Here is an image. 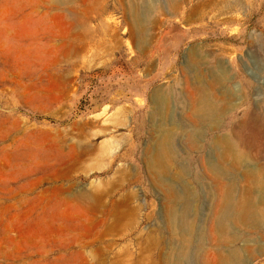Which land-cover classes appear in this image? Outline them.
<instances>
[{
	"label": "rangeland",
	"instance_id": "374dc122",
	"mask_svg": "<svg viewBox=\"0 0 264 264\" xmlns=\"http://www.w3.org/2000/svg\"><path fill=\"white\" fill-rule=\"evenodd\" d=\"M131 2L0 0V264H170L186 245L185 264H264V225L223 242L213 221L220 180L264 179V0Z\"/></svg>",
	"mask_w": 264,
	"mask_h": 264
},
{
	"label": "bare ground",
	"instance_id": "6f19581e",
	"mask_svg": "<svg viewBox=\"0 0 264 264\" xmlns=\"http://www.w3.org/2000/svg\"><path fill=\"white\" fill-rule=\"evenodd\" d=\"M141 1L142 0H132L131 3H133V10L136 11L138 6L144 3V2L142 3ZM174 3H175V0H170V4H174ZM191 57L193 59L191 61H194V64H195V61H196L195 57L192 55H191ZM200 87H199V89H200ZM203 89H205V88H203ZM200 90H202V88ZM201 92L202 93L200 95L195 94L198 96H196V98H195L196 101L193 102L191 107L194 110V112L196 113V115H198L200 117V119L203 118L204 120L205 119L208 120V119L212 118V113H213V111H216L215 109H217V108H215L216 107L215 101L212 100L214 98H212V96L209 95L211 92L209 94H207L206 90L205 91L202 90ZM198 93H199V91H198ZM159 112H160L161 116H163V117L166 115L164 111H159ZM164 131L166 132L167 130H164ZM165 136H166L164 138L165 141H163L164 143L162 142V145L160 146V149H159V153H157L156 157L154 158V160L152 161V163L150 165L151 170L159 176L167 175L169 168H171L170 167L171 162L174 159V155L172 152V146H171L172 137H170V132L167 133ZM192 140H194V139H192ZM227 143H229V142H227ZM216 144H217V142H216ZM224 144L225 143H223V146L217 145L220 152H221L222 158L231 157L234 154H236V157H237V154L239 156L240 150L239 151L236 150L237 148L235 149L234 145H232V144L226 145L225 144V146H224ZM244 151H246V150L244 149ZM247 152H248V150H247ZM241 153H242V151H241ZM249 153H250V151H249ZM225 171L226 170L223 167H220V168L218 167L216 174L218 173L217 176L221 179L224 176H226ZM263 175L264 174L260 175V178ZM219 178H217V179H219ZM223 179H225V178H223ZM260 180H258V175H257V182ZM220 181L218 182V180H217V182L219 184L218 185L219 186L218 191H220V190L221 191L219 194L220 195L219 200L217 198L218 209L216 210L217 212L214 214V219H213L214 224H215L214 227H216L215 229H216L217 235L219 236L220 240L223 242L229 240V237H231L233 235L230 232V228H231V226L233 227V225L235 223L237 225L242 224L243 226H244V224L246 225L248 223H251V224L257 223L258 225H261V224L264 225V200H260V199L258 201L255 200V195H256L257 191L260 189H263V187H264V182H262V181H264V179L260 183H257L255 181L251 182L250 183L251 185L248 184L249 187H246V188L244 187L245 188L244 190H240L238 188V186H236L235 184H231L233 182H231L230 186L227 187V186H223L222 185L223 183L221 184ZM169 207H171V206H169ZM187 216L184 214L178 215L176 213V211L173 209V207L170 208L169 213H168V220H169L168 224H169V226H171L176 237L181 236V235L183 236L184 233L181 232V230H180V232H176V229L177 228L180 229L181 225L184 226L183 223L186 221ZM193 217H195V216H193ZM186 223L189 224V226H190L189 228H190V230H192L193 225H194V219L193 218L189 219V220H187ZM238 232L239 231H237V233ZM189 233L192 235V233L190 231H188L187 235H189ZM216 236H215V238H216ZM183 238H185V236H183ZM212 239H213V236H212ZM185 241H187L186 238H185ZM215 242L217 243V241H215ZM227 242H226V244H227ZM188 243H189V241H188ZM211 243H213V242L211 241ZM232 243H234V242H232ZM188 249H189V247H187V245L186 246H180L176 251L177 256H173L174 258L171 260L172 262L170 261L171 262L170 264H185V261L188 259ZM200 253H201V251H200ZM201 254H202V256H201L202 259L205 260L204 263L209 260V257H210V256L208 257L209 254L205 255L206 253L203 254V252ZM222 257H223L222 260H223L224 264H243L244 263L243 251L240 250L239 248H235V249L231 250L229 253L223 254Z\"/></svg>",
	"mask_w": 264,
	"mask_h": 264
},
{
	"label": "crops",
	"instance_id": "0c3cea01",
	"mask_svg": "<svg viewBox=\"0 0 264 264\" xmlns=\"http://www.w3.org/2000/svg\"><path fill=\"white\" fill-rule=\"evenodd\" d=\"M149 30H150V29H149ZM140 34H141L140 32L137 33V35H140ZM140 44H141V43H140Z\"/></svg>",
	"mask_w": 264,
	"mask_h": 264
}]
</instances>
